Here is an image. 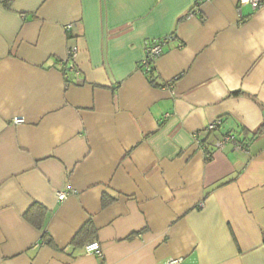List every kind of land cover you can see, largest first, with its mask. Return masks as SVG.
I'll list each match as a JSON object with an SVG mask.
<instances>
[{
  "label": "crops",
  "instance_id": "obj_1",
  "mask_svg": "<svg viewBox=\"0 0 264 264\" xmlns=\"http://www.w3.org/2000/svg\"><path fill=\"white\" fill-rule=\"evenodd\" d=\"M263 124L264 2L0 0V264H264Z\"/></svg>",
  "mask_w": 264,
  "mask_h": 264
},
{
  "label": "built area",
  "instance_id": "obj_2",
  "mask_svg": "<svg viewBox=\"0 0 264 264\" xmlns=\"http://www.w3.org/2000/svg\"><path fill=\"white\" fill-rule=\"evenodd\" d=\"M263 2H264V0H238V9H240L241 7L249 6V7H251V9L256 10L257 8H259L263 4ZM70 27L71 26H67L66 30H69ZM165 42H166V40L158 41L156 43H146L144 57L140 62V68L145 75H149V72L151 70L153 63L161 56L162 47L165 44ZM72 54H73L72 51L68 52L66 61L71 60ZM61 64H63V63H61ZM72 70H73V68H72ZM22 123H23V119H21V118H16L13 121L14 125H19ZM220 125H221V122L219 119H217L214 122L210 123L206 127L205 132L206 133L213 132V131L217 130L218 127H220ZM197 136L198 135H195L196 142L198 144H200V146L203 147V144L201 143L200 140L197 139ZM227 144L232 145L237 150L242 148V146L238 142H236V140L233 136L226 135L214 143V149L220 150ZM204 158L206 160H211L212 150L211 151H205L204 152ZM57 198L59 201H61L65 198V194L60 192L57 194ZM83 250H84L85 254L94 256L96 258H102V256H103L100 245L97 242H92V243L85 245ZM181 261H182L181 258H169L165 261L164 264H180Z\"/></svg>",
  "mask_w": 264,
  "mask_h": 264
},
{
  "label": "trees",
  "instance_id": "obj_3",
  "mask_svg": "<svg viewBox=\"0 0 264 264\" xmlns=\"http://www.w3.org/2000/svg\"><path fill=\"white\" fill-rule=\"evenodd\" d=\"M151 70H152V68H151ZM151 70L149 72V75H151V73H152ZM149 79H150V83H152L153 85H155L154 84L155 83L154 80L151 77H149ZM238 96H246V94H244V93H242L240 91H236V92L230 93V95H229V97H238ZM219 128L220 127H218V129ZM263 132H264V124L261 126V128L257 131V133L254 136H257V135H259V134H261ZM208 161H210V160H206V162H208ZM111 202H112L111 199H108V198H105L104 197L103 200H102V206H107ZM44 218H45L44 210L41 207L37 206V205L32 206V208H30V210L24 216V219L28 223H30L32 226H34L35 228H37V229H42V221L44 220ZM91 229H92V226L90 224H86L80 230V232L77 234L76 238L77 237L79 238L82 234H84L85 232H87V231H89ZM46 243L50 244V240L49 239H46Z\"/></svg>",
  "mask_w": 264,
  "mask_h": 264
}]
</instances>
